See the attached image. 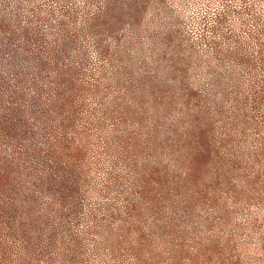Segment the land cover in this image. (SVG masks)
Masks as SVG:
<instances>
[{
	"label": "rangeland",
	"instance_id": "1",
	"mask_svg": "<svg viewBox=\"0 0 264 264\" xmlns=\"http://www.w3.org/2000/svg\"><path fill=\"white\" fill-rule=\"evenodd\" d=\"M0 264H264V0H0Z\"/></svg>",
	"mask_w": 264,
	"mask_h": 264
}]
</instances>
